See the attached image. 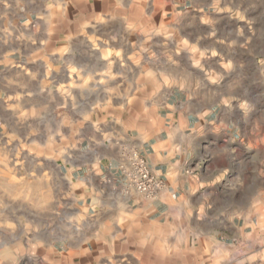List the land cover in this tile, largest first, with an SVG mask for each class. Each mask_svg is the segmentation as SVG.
Segmentation results:
<instances>
[{"label": "clouds", "instance_id": "clouds-1", "mask_svg": "<svg viewBox=\"0 0 264 264\" xmlns=\"http://www.w3.org/2000/svg\"><path fill=\"white\" fill-rule=\"evenodd\" d=\"M122 7L117 0L114 8ZM226 7L229 19L236 21L226 52L197 45L198 56L189 54V61L198 74L189 72L171 85L161 81L157 89L174 87L182 92L183 100L173 102L171 111L158 117L159 126L146 122L156 115L148 109L149 117L142 113L141 122L130 125L121 121L126 131L107 137L109 147L118 150L108 167L122 179L117 183L97 172L109 194L98 191L94 207H100L101 197L108 200L110 207L105 210L111 213V223L105 231L82 238L74 253L81 254L90 239H99L107 250L95 258L96 264L102 259L124 264L113 258L117 246L122 255L129 247L135 248L133 255L140 264H250L264 257V229L241 231L231 242L224 235L239 219L247 224L264 210V150L238 143L241 133L247 139V129L253 124L264 128V25H260L264 0H234ZM174 23L161 27L171 35ZM139 31L147 40L161 34L155 27ZM214 36L212 30L197 40ZM155 95L147 99L154 103ZM157 107L164 111L169 105ZM161 142L168 145L165 154L149 150ZM128 214L134 218L131 223ZM84 220H73L76 232L68 230L57 241L43 240L40 229L22 218L19 225L5 219L0 225L4 233L0 236V264H62L56 258V245L63 247L74 240ZM122 220L126 232L113 227ZM204 242L209 249L207 260L202 256ZM256 245L261 246L260 252L251 251Z\"/></svg>", "mask_w": 264, "mask_h": 264}, {"label": "crops", "instance_id": "crops-1", "mask_svg": "<svg viewBox=\"0 0 264 264\" xmlns=\"http://www.w3.org/2000/svg\"><path fill=\"white\" fill-rule=\"evenodd\" d=\"M116 2L117 0H0V133L18 131L27 134L29 131L34 132L35 127V133L53 135L52 143L44 140L35 145L36 150L53 151L51 157L36 158V173L37 177L43 179L45 163L55 167L62 185L54 190L57 197L55 210L68 216L67 232L63 236L59 235L60 225H50L51 237L44 236V225H35L40 229L38 235L43 240L58 241L69 234L68 230L71 233L76 232L72 226L73 220L85 218L81 231L74 240H69L63 247L56 245V258L61 259L62 264H96L95 258L101 255L102 250H107V246L99 239H90L83 244L81 254L73 251L82 238L90 237L97 231H105L111 223V213L105 210L110 207L108 200L101 197L100 207H94L95 194L98 191L103 190L106 196L109 194V187L102 183L97 172L114 178L117 183L122 179L118 172L108 167L110 159L116 157L118 150L109 147L106 143L107 137L126 131L121 126V121L130 125L141 122L142 113L144 117H149L148 109L156 115H151L150 121L146 122L159 126L158 117L167 115L171 111L172 103H180L184 98L182 92L175 88L156 93L155 80L154 76H150L149 65L148 79L145 81L148 87L146 91H134L132 88L131 93H108L107 87L111 85L139 87L140 83H136L134 77L114 79L103 75V79H107V84L103 85V98L93 95L91 89H86V86L92 85V70L103 69L107 73L110 69L134 70L139 65L132 61L122 63L118 58L109 57L110 54H122L123 49L127 50L126 53L133 52L127 47L108 46L104 42L100 48L84 46L78 45L77 39L88 37L94 25L101 26L102 23L130 19L129 12L139 6H149L152 11L155 7L165 11L169 9L174 12L172 16L181 19L190 16L197 21L208 22L214 21V15L210 13L216 7L213 5L226 6L234 0H121V9L114 8ZM124 10L127 11L125 14ZM109 13L114 15L110 16ZM100 18L104 22H100ZM154 20L152 18L145 21L151 23ZM212 30L215 31L214 37L218 38V30L213 28L208 29L203 36H207ZM183 36L188 37V33ZM198 36L199 33H194L193 37ZM164 84L166 85L165 82ZM77 86L83 89L77 92ZM153 93H156L154 103L147 99ZM93 100L95 104H91ZM45 101L51 102L50 110L45 111ZM164 103H168V109L158 111L157 106ZM8 119L12 122L8 123ZM11 124L14 129L9 128ZM259 134L261 127L252 125L247 129V139L241 133L242 139L238 143L262 150ZM101 140L105 143H98ZM18 148L22 149V145ZM149 150L165 154L168 145L161 142ZM141 157L143 158V154ZM11 163L8 161L7 165L10 166ZM4 175L11 181V173ZM136 212L139 216V206L136 207ZM133 219L131 214L127 215L129 223ZM123 225L122 220L113 227L126 232ZM262 229L264 210L258 211L247 224L242 218L239 219L234 226L225 230L224 235L231 242L233 236L241 231L260 232ZM3 235V231H0V236ZM201 247L202 256L207 260V243H202ZM260 249L261 246L256 245L251 251L260 252ZM135 251V248L129 247L127 253L122 255L117 246L113 258L124 260V264H140L133 255ZM64 257L68 260L64 261ZM100 264L109 262L102 259ZM208 264L212 262L208 261ZM250 264H264V257H258Z\"/></svg>", "mask_w": 264, "mask_h": 264}, {"label": "rangeland", "instance_id": "rangeland-1", "mask_svg": "<svg viewBox=\"0 0 264 264\" xmlns=\"http://www.w3.org/2000/svg\"><path fill=\"white\" fill-rule=\"evenodd\" d=\"M210 11L214 15V21L200 22L190 18V16L183 19L172 16L174 12L169 9L165 11L160 7H155V10L152 11L149 6H139L135 10H131L129 12L131 18H126L123 22L111 21L102 23L101 26L94 25L91 27L90 36L77 39L78 45L100 48L103 47L104 42L108 46L127 47L129 51L133 52L126 53L127 50L123 49L122 54H110L109 57L118 58L122 63L132 61L139 65V68L134 70L110 69L107 73L103 72V69L92 70V85L91 87L86 86V89H91L93 95L97 94V97L103 98V85L107 84V79H103V75H106L114 79L117 77H125L126 79L134 77V81L140 83L139 87L136 85H111L107 87L108 93H131L132 88L134 91L138 89V91L144 92L148 89L147 84H145L148 79V65L150 76H154L156 93L174 89V87H165L157 92L161 81L165 82L166 85H171L173 81L188 75L189 72L198 74V70L190 67L189 54L193 58L198 56L197 45L200 48L215 47L221 53L226 52L230 46L228 42L232 36L231 28L236 23V21L229 19V10L226 6L214 7ZM126 12V10L123 11L124 14ZM154 13L155 16H152ZM148 17L155 20L149 23L145 21ZM173 20L175 23L171 24V27L174 31L170 35L161 26H168ZM260 25H264V18L261 19ZM153 27L160 29L161 34L154 36L151 40H147V37L139 31L140 28L148 31ZM210 28L217 29L220 36L211 40L207 38L197 40L196 37H193L194 33L203 36ZM186 32L188 37L183 36ZM146 40L147 43H145ZM145 48L147 51L143 50ZM214 59H220V57ZM213 66L209 63V67ZM109 82L108 85H110ZM82 89V87L77 86V92ZM95 103L94 100L91 101V104ZM76 104L78 107L79 102ZM80 104L82 105V103ZM50 105L51 102L45 101V111L50 110ZM1 114L3 113L1 112ZM11 122L8 119V123ZM9 128L14 129V125L11 124ZM33 131H29L27 134H21L18 131L8 134L0 133V225L5 219L8 223L19 225L22 218L32 225H44L45 237L52 236L50 225H60L59 235L63 236L67 232L68 216L55 210L57 197L54 190L62 187L55 167L45 163L43 179L40 176L37 177L36 173V158L51 157L53 151L50 149L36 150L35 145L44 142V140L52 143L54 141L53 135L35 133V127H33ZM259 136L262 139L261 149L264 150V128L262 127ZM20 144L22 149L18 148ZM8 161H11L12 165L8 166ZM5 173H11V181L7 180ZM5 204L8 205L6 209L2 207Z\"/></svg>", "mask_w": 264, "mask_h": 264}, {"label": "built area", "instance_id": "built-area-1", "mask_svg": "<svg viewBox=\"0 0 264 264\" xmlns=\"http://www.w3.org/2000/svg\"><path fill=\"white\" fill-rule=\"evenodd\" d=\"M141 159H143V158L141 157Z\"/></svg>", "mask_w": 264, "mask_h": 264}]
</instances>
